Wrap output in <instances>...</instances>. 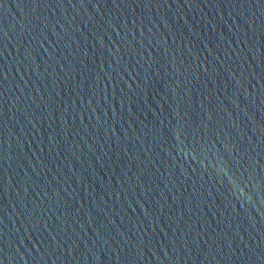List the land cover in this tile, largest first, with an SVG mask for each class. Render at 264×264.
Returning <instances> with one entry per match:
<instances>
[{
    "label": "water",
    "instance_id": "water-1",
    "mask_svg": "<svg viewBox=\"0 0 264 264\" xmlns=\"http://www.w3.org/2000/svg\"><path fill=\"white\" fill-rule=\"evenodd\" d=\"M0 264H264V0H0Z\"/></svg>",
    "mask_w": 264,
    "mask_h": 264
}]
</instances>
